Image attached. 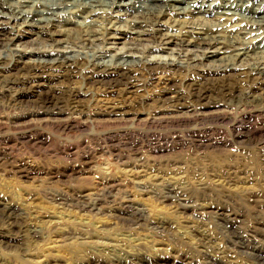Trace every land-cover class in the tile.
<instances>
[{
  "label": "rangeland",
  "instance_id": "obj_1",
  "mask_svg": "<svg viewBox=\"0 0 264 264\" xmlns=\"http://www.w3.org/2000/svg\"><path fill=\"white\" fill-rule=\"evenodd\" d=\"M25 35L20 39L24 48L49 49L44 37ZM125 40L122 51L134 42L131 36ZM148 40L152 41L138 42L137 57L174 58L169 52L147 53L152 43ZM7 41L0 42L5 63L14 55L5 47ZM79 42L76 50L87 57L102 47L92 40ZM190 55L201 56L195 50ZM186 69L164 75L154 72L151 77L142 70L130 82L138 85L128 92L126 85L91 84L80 72L49 84L28 81V74L20 76L16 71L1 75L0 204L10 206L18 216L12 222L0 220V264H137L140 259L149 264L262 263L258 259L264 258L263 107H227L228 98L214 106L213 88L220 86L221 82L215 84L220 75L207 72L201 78L196 70ZM209 81L211 86L206 85ZM164 82L183 94L180 104L186 108H159L154 103L159 91L168 89ZM192 82H205L201 87L214 91L205 92L212 97L202 105L189 98ZM241 85L251 87L245 79ZM78 89L87 96L81 97L76 114L67 97ZM46 91L55 92L64 111L52 113L38 102V93ZM120 104L129 110L127 115L108 114ZM140 113L147 120L142 125L134 119ZM180 115L189 118L180 121ZM181 203L189 209H181ZM126 208L143 214H132V220L125 221Z\"/></svg>",
  "mask_w": 264,
  "mask_h": 264
},
{
  "label": "bare ground",
  "instance_id": "obj_2",
  "mask_svg": "<svg viewBox=\"0 0 264 264\" xmlns=\"http://www.w3.org/2000/svg\"><path fill=\"white\" fill-rule=\"evenodd\" d=\"M67 26H71L74 29L69 30L67 29ZM71 32L75 33L72 34ZM263 33L264 0H0V42L6 41L7 39L9 42H5L7 43V45L5 44V47L7 46L9 49L8 51L14 52L11 62H8L10 61L8 60V63H5L6 56L3 57L4 55L0 57V77L4 73H7L8 75V72L16 71V75L21 76V74H28V81H43L49 84L51 81L61 78L66 74L68 75L70 73L80 72L91 84H116L117 86L126 85L128 87L125 88V92H128L138 85H132L130 82L137 80L140 71L143 72L142 70L147 71L149 74L147 76L151 77L152 73L154 72L162 73L164 75V73L168 71H171L172 73H181L184 69L189 68L196 70L195 73L201 75V78H205L209 72L220 75V79L215 80L216 86H218V84L221 82L220 86L217 88L215 87V89L213 88V90L216 92L215 95L213 94L214 97L208 96L205 93L206 91H213L212 89H205L207 86H204V89L201 87L202 85H205L206 81L204 83L202 82V84H195L192 82L189 87V98H193L192 104H197L198 106L202 105V101L208 100L209 97H212L217 102H213L211 104H215L214 106H217L221 105L222 103L224 104V99L228 98L229 103H225L227 107L260 106L263 107L264 110V38L261 39ZM25 34L33 35L36 38L44 37V39L47 40L45 45L48 46L49 49H41L43 47L42 45V47L35 45V47L32 46L29 48H24L21 45L22 41L20 39H22L23 36H26ZM130 36L131 40L134 42H128L130 45L128 44L127 51H122L124 47L126 48L127 42L125 39ZM148 38L152 39V41L148 40L150 43H152L146 48L147 53L169 52L167 55L176 59L144 60L137 57L135 53L138 50V42H146ZM80 40L96 41L98 44H102V47L99 48V50H97L93 56L87 57L76 50L77 47L75 42H79ZM120 40L125 41L118 43ZM36 41L35 43H37ZM81 41L79 43H81ZM73 43L75 44L74 47L67 46ZM2 44L4 45V43ZM91 45H93V43ZM108 45H122L123 47L115 50L112 48H107L106 46ZM193 50H195V52H200L201 56L195 59V57L190 55V52ZM5 53L6 52H4V54ZM178 61L181 62V64H179ZM42 69L47 70L48 72H44ZM244 79L246 81L249 80L251 87L248 86L246 89L242 87L241 83ZM169 84L171 85V82ZM169 84L164 82V86L167 85L166 87L168 89L165 88V90L163 89V91H159L160 94L157 96V98H155L154 103H158V105H160L159 108H166L168 106L185 107L182 105V103L180 104V101L184 98L182 96L183 94L181 95L179 92L168 87ZM207 84L210 85V81L206 83V85ZM36 91H39V89H36ZM72 92L73 93H71L67 99H69L71 102L70 110L74 113L76 112L77 114L80 112V102L83 101L81 100V97L87 96V93L81 89L79 91L74 90ZM54 93L51 91L38 93V102L44 105L46 104L52 113H59L61 110L64 111V106L62 107L60 99L56 97ZM172 94L174 95L172 96ZM185 100H183V102ZM143 103L146 102L143 101ZM116 106L117 105H113V107L110 106L112 110L109 111V115L115 117L121 115L123 118L124 115L129 113V110L125 109V105L122 106V104H120V106ZM224 110L225 109H223V111ZM6 115L8 114L6 113ZM98 115L101 116L102 114ZM141 115L142 114L140 113L138 116H136V118H134L138 120V123L140 122V124L144 121H147L144 120V118L142 119ZM203 115H205V113ZM180 116V121H183L184 118H189L185 115ZM155 117H158V115L154 116V118ZM175 117L177 116L175 115ZM221 117L224 118L225 116L221 115ZM126 120H124V122H126ZM120 121H122V119ZM234 126L236 127V125ZM19 129H21V127ZM197 146L199 147V144ZM104 187L107 188L106 186ZM165 194H167V192ZM62 199L64 200L65 198ZM189 202H191V200ZM179 206L181 209H189L188 207H190L189 205L187 207V205L184 203H181ZM119 209L120 208H118V211ZM127 209L128 208H126V210L123 209L122 211L124 212V217L122 216V219L125 221L132 220L130 219L132 214H141L140 211L133 209V211H131V209ZM17 216L18 215L12 211L10 206L5 207L0 204V220L7 219V221L12 222L16 220ZM132 222L130 223L132 224ZM32 234L34 237H37L36 233ZM233 237H235V235ZM230 243H232L231 240ZM258 260L264 264V258L261 257ZM137 264L149 263L140 259L137 261Z\"/></svg>",
  "mask_w": 264,
  "mask_h": 264
}]
</instances>
